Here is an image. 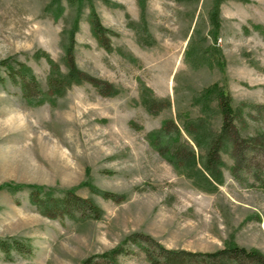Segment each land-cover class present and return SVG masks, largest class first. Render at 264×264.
Returning a JSON list of instances; mask_svg holds the SVG:
<instances>
[{
  "label": "rangeland",
  "instance_id": "rangeland-1",
  "mask_svg": "<svg viewBox=\"0 0 264 264\" xmlns=\"http://www.w3.org/2000/svg\"><path fill=\"white\" fill-rule=\"evenodd\" d=\"M213 1L0 0V62L27 66L45 92L50 63L66 74L72 46L75 67L114 90L105 96L91 83L72 84L34 105L18 83L0 85V240L24 246V253L0 250V264H82L120 245V264H148L126 243L136 233L172 250L209 253L234 244L264 256V172L262 182L239 183L228 170L232 159L221 153L223 184L207 193L149 142L164 121L182 128L203 117L199 97L213 85L240 110L242 137L264 132V0H224L216 42L209 37ZM89 6L110 32L103 43L92 32ZM144 89L170 107L149 114ZM210 109L218 132L213 100ZM253 161L260 159L246 162ZM19 184L56 196L73 189L101 216L48 219L30 204L28 189L8 191Z\"/></svg>",
  "mask_w": 264,
  "mask_h": 264
},
{
  "label": "trees",
  "instance_id": "trees-1",
  "mask_svg": "<svg viewBox=\"0 0 264 264\" xmlns=\"http://www.w3.org/2000/svg\"><path fill=\"white\" fill-rule=\"evenodd\" d=\"M67 1L79 4L85 0ZM174 1L184 2L187 0ZM223 1L214 0L209 15L213 27L209 37L215 42L219 29V6ZM89 22L93 34L100 43H103L106 34L110 32L101 26L92 6H89ZM75 29L71 32V39ZM71 48L72 46L67 49L66 74H60L57 67L49 62L50 75L47 79L45 92L39 90L38 83L30 68L22 63L15 64L5 60L0 62V85L5 81L18 83L24 99L34 105L42 104L52 96H61L72 84L83 82L91 83L103 95L111 96L114 93L112 86L104 84L105 88L102 87L99 81L90 78L75 67L71 58ZM146 92V89L141 92L140 101L149 114L157 115L160 111L170 107L169 101L156 100L147 95ZM37 98L38 100L33 102L32 99ZM212 100L216 104L221 121L218 132L212 129L208 118L209 114H207L212 111L210 109ZM198 105H200L204 116L193 120L186 119L182 128L177 127L172 120L162 123L161 127L149 139L155 152L174 169L185 172L187 177L192 179L196 188L207 193L217 192L216 186L223 184L222 170L225 164L221 159V153L227 154L233 161V165L228 170L234 180L239 183H243L248 179L262 182L264 132L255 136L242 137L236 125L237 122H240L242 127L246 125L241 112L231 107L230 96L216 85L210 86L200 95ZM181 132H184L189 138L195 149L182 138ZM249 156L252 160L258 158L260 161H253L248 165L246 161H248ZM7 189L10 192L28 189L30 204L48 219L97 220L101 216V210L93 201L78 197L73 189L62 191L59 196L54 195L53 192H44L38 186L19 184L9 186ZM90 191L104 199H113L112 195L95 188H90ZM126 241V243L136 246L144 253L148 264H264V256L258 250H246L234 244L209 253H195L164 248L149 236L139 233L132 234ZM23 247L13 238L6 241L0 240V250L7 255L12 250L16 253H24ZM125 253L124 248L120 245L110 252L99 256H91L84 260L82 264H120L118 257Z\"/></svg>",
  "mask_w": 264,
  "mask_h": 264
}]
</instances>
